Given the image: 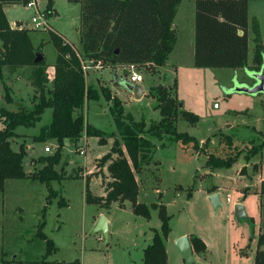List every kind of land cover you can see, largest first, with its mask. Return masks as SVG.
Returning a JSON list of instances; mask_svg holds the SVG:
<instances>
[{
  "label": "rangeland",
  "instance_id": "374dc122",
  "mask_svg": "<svg viewBox=\"0 0 264 264\" xmlns=\"http://www.w3.org/2000/svg\"><path fill=\"white\" fill-rule=\"evenodd\" d=\"M19 3L12 9L11 5L4 7L6 16L11 26L30 30L36 48L43 44V54L49 63L47 70L52 76L57 49L51 33L31 29L33 10ZM40 4L47 11V0H40ZM195 11V0H182L179 5L174 21L177 42L169 59L172 67L137 65L136 70L144 77L140 85L145 93L141 98H134L124 81L120 85L116 81V74L126 78L124 66H118L116 74L111 67L88 70L86 82L96 88L100 99L88 102L85 119L109 136L100 142L99 137L88 136L84 131L78 140H65L57 165L65 177L52 182L56 192L50 198L49 187L39 180L6 181L5 189L0 190V264L12 259L15 261L9 264H35L44 259L47 243L37 235L39 225L44 222V232L57 246L47 255L51 264H143L145 247L152 242L154 230L162 225L159 208L153 206L158 202L165 205L170 216L166 243L168 264H186L177 246V240L183 235H198L206 243L205 255L194 253L197 264H254L257 237L260 228L264 230L260 196L256 192L264 180V149L250 163L244 154L228 168L211 171L205 163L207 153L226 156L235 153V147L247 150L252 140L256 143L264 140V92L237 90L257 83V70L250 67L256 44L253 24L257 21L264 43V0L249 1V66L244 68L195 66ZM80 16L81 0H54V11L48 12L52 31L64 34L77 51L82 47ZM102 66L115 65L104 62L99 67ZM31 69V66L19 67L16 71L5 68L6 78L0 80V108L10 111L34 108L40 92L30 80ZM160 84L172 89L181 109L199 116L193 124L180 113L176 124L179 131L195 136L200 147L196 149L192 143L182 141L166 142L162 146L163 140H155L152 160L136 172L138 200L149 206L151 216L135 213L130 200H125L124 207L120 204L121 207L102 208L107 220L110 218L106 235L97 231L94 224L102 206L86 201L87 189L95 196L105 197L113 179L108 170L110 162H101L113 149L116 133L113 103L104 92L120 98L125 112L132 113L136 120H145L148 129L162 117L156 108L157 99L152 95ZM8 87L11 101L7 99ZM51 120L52 108H47L34 126H20L10 138L14 149L24 145L27 150L24 158L27 174L43 166L41 156L54 154L58 149L55 139L45 142L33 139ZM3 125L0 121V129ZM222 132L234 135L232 143L221 136ZM82 149L85 154L80 152ZM105 150L108 151L97 157ZM124 152L130 160L126 148ZM214 193L220 195L221 204L217 207L211 199ZM62 197L65 203H61ZM237 204L245 207L249 221L236 218Z\"/></svg>",
  "mask_w": 264,
  "mask_h": 264
},
{
  "label": "trees",
  "instance_id": "16d2710c",
  "mask_svg": "<svg viewBox=\"0 0 264 264\" xmlns=\"http://www.w3.org/2000/svg\"><path fill=\"white\" fill-rule=\"evenodd\" d=\"M249 1L251 0H195V54L194 64L197 67H230L244 68L249 66ZM20 0H0V80H5V68L16 71L19 67L31 66L30 80L40 92V100L34 108L21 107L17 111L0 108V190L5 189L8 179L31 178L45 183L51 194L52 182L65 175L57 169L62 157L66 139L78 140L85 131L88 136L99 137L100 142L109 136L104 130L86 121L85 108L90 100H99L100 93L87 84L82 67L83 61L103 60L113 65L163 66L173 51L177 34L173 28L175 17L182 0H81L80 36L81 51H77L61 35L50 31L57 49L53 64L54 72L50 76L49 63L44 59L35 63V52L41 50L42 43L36 48L30 30L27 27H12L4 10L6 4L19 3ZM47 11H54V0H47ZM255 36L254 59L252 69L260 71L264 63V43L260 38L257 21L253 24ZM240 30L243 34H240ZM51 83V86H49ZM7 99L11 101L8 93ZM112 101V113L116 124L113 149L101 158L109 161L108 170L112 176L109 190L105 197L95 196L87 189L86 201L109 207L114 201L130 200L134 212L149 218L150 208L138 200L139 184L136 172L150 163L156 147L155 140H163L162 146L174 141L192 143L199 148V141L188 132H181L176 121L181 115L196 124L199 116L192 111L183 110L180 102L166 85H158L152 95L157 99L156 108L161 111V119L152 122L146 129L145 120H136L132 113L125 112L120 98L104 92ZM47 108H52V120L42 127L41 132L33 136L35 141L45 142L55 139L58 149L54 154L41 156L43 166L27 174L24 158L27 150L24 145L16 150L10 138L20 126L32 127ZM230 144L234 135L221 133ZM166 138V140H165ZM209 142V139L207 143ZM206 143V144H207ZM247 148L235 147V153L221 156L207 153L206 167L211 171L233 166L244 154L250 163L252 158L261 154L264 140ZM127 149L130 160L124 152ZM241 171H245L242 168ZM260 196L261 217L264 219V180L261 188L256 190ZM65 203L64 197L60 200ZM159 208L162 221L160 229L154 230L152 242L145 248L143 264H168L166 240L170 231V216L162 203H154ZM47 205L44 206L45 210ZM44 223L39 225L37 235L47 243V254L35 264H51L47 255L57 249L53 239L43 230ZM194 253L205 255L207 246L198 235H189ZM264 230L260 228L257 237V249L254 264H264ZM14 259L4 261L9 264Z\"/></svg>",
  "mask_w": 264,
  "mask_h": 264
},
{
  "label": "water",
  "instance_id": "95a60500",
  "mask_svg": "<svg viewBox=\"0 0 264 264\" xmlns=\"http://www.w3.org/2000/svg\"><path fill=\"white\" fill-rule=\"evenodd\" d=\"M240 34H243V31L240 30ZM0 50H2V48H0ZM44 54L41 52V50H36L35 52V58H34V62H40L44 59ZM126 78H120V80H118L119 78H116V81L121 84L124 81L125 86L132 91L134 98L139 99L144 95V91L143 88L140 84L136 83V82H131L128 79V75L127 73L125 74ZM255 77L257 78V83L252 86H240L238 87L237 90L240 91H247L250 93H258V92H264V63L262 65V68L260 71L256 72ZM182 105L180 104V107ZM218 193H214L211 195V199L213 202L214 207H217L221 204L220 199L218 197ZM235 216L239 221L242 220H247L249 221V216L246 213L245 207L241 204H237L235 206ZM102 222L101 223V227L100 230L102 232H104L106 235H108L107 233V219L102 216ZM177 246L179 248V250L183 253L184 255V259L186 264H197L196 262V257L194 255V251H193V246L191 244L190 238L188 235H183L181 236L178 240H177ZM261 250H264V245H262L260 247Z\"/></svg>",
  "mask_w": 264,
  "mask_h": 264
},
{
  "label": "built area",
  "instance_id": "2783aa9c",
  "mask_svg": "<svg viewBox=\"0 0 264 264\" xmlns=\"http://www.w3.org/2000/svg\"><path fill=\"white\" fill-rule=\"evenodd\" d=\"M22 3L33 10V13L30 18V28L33 30H49L52 31V26L49 21L48 12L46 9H43L40 4V0H20ZM29 25V24H28ZM104 61L99 60L97 61L95 66L103 65ZM95 61L94 60H88L82 62V67L85 72V74L88 73V70L92 67H94ZM136 64H130L128 66V79L131 82H141L143 80V75L139 73L137 70ZM218 104H215L217 106ZM48 148V147H47ZM46 148V149H47ZM49 149V148H48ZM82 154H85L86 151L82 149L80 151Z\"/></svg>",
  "mask_w": 264,
  "mask_h": 264
},
{
  "label": "crops",
  "instance_id": "0c3cea01",
  "mask_svg": "<svg viewBox=\"0 0 264 264\" xmlns=\"http://www.w3.org/2000/svg\"><path fill=\"white\" fill-rule=\"evenodd\" d=\"M16 4H20V3H11V4H6L5 5V7L7 6V5H11V9H12V7L13 6H15ZM13 27V26H12ZM173 28L176 30V25L175 24H173ZM59 35H61L68 43H70L69 41H68V39H66L65 37V35L64 34H62V33H58ZM71 44V43H70ZM72 45V44H71ZM75 48V47H74ZM175 48V47H174ZM76 49V48H75ZM173 51H174V49H173ZM172 51V52H173ZM172 52L170 53V55H169V57H168V59H167V62H166V64L165 65H163L162 67H172L171 66V64H170V62H169V59H170V56H171V54H172ZM194 54H195V43H194ZM96 64V63H95ZM94 64V65H95ZM174 64V63H173ZM249 64V63H248ZM149 65V64H148ZM118 66H124V68H126V70H125V74L128 72V66L129 65H127V64H125V65H116V66H102V67H98V66H94L93 68H96V69H105L106 67H111L114 71H115V74H116V72H117V70H118ZM175 68V67H174ZM118 73V72H117ZM86 75V78H87V74H85ZM116 76L119 78V76H118V74H116ZM118 80H120V78L118 79ZM144 81V77H143V80L141 81V82H143ZM141 82H138V84H141ZM120 85V84H119ZM144 91V90H143ZM144 93H145V91H144ZM109 150V149H108ZM108 150H105V152H103L101 155H99V156H97V157H101L102 155H104ZM136 177H137V175H136ZM111 178V177H110ZM137 180H138V178H137ZM108 181H109V179H108ZM111 181V180H110ZM100 195H103V192H101V194ZM220 196V195H219ZM121 201L119 200V201H114V202H112L111 203V205L109 206V207H101V205H100V210L101 211H99V213H98V215L96 216V218H95V221H94V224L95 225H97V227H96V230L97 231H101L100 230V227H101V223H103L102 222V216H104L105 217V215H104V211L103 210H105V209H109L111 206H113V205H117L118 207H121V205H123L122 207H124L125 205H126V203H125V201H123L122 203H120ZM158 203H160V202H158ZM121 204V205H120ZM102 208H105V209H102ZM106 218V217H105ZM100 219V220H99ZM107 219V218H106ZM108 226H110V218H108V220H107V228H108ZM189 236V235H188ZM167 241H168V239L166 240V243H167ZM167 246V245H166ZM146 248V247H145ZM167 250H168V248H167ZM194 251V250H193ZM203 256V255H202ZM196 262H197V258H196ZM143 263H144V261H143Z\"/></svg>",
  "mask_w": 264,
  "mask_h": 264
}]
</instances>
